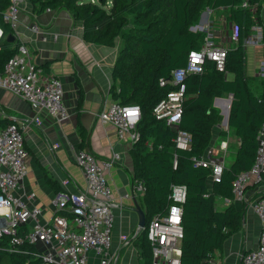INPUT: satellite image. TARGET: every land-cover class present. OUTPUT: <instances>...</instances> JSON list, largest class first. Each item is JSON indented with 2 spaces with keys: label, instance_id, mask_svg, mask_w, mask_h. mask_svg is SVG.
I'll use <instances>...</instances> for the list:
<instances>
[{
  "label": "trees",
  "instance_id": "obj_1",
  "mask_svg": "<svg viewBox=\"0 0 264 264\" xmlns=\"http://www.w3.org/2000/svg\"><path fill=\"white\" fill-rule=\"evenodd\" d=\"M37 11L45 8H66L73 19L81 20L86 41L113 45L120 41L109 89L112 99L122 104H137L140 109L136 125L138 139L131 145L132 183L144 181L141 207L145 226L132 239L142 264H151V246L146 234L149 220L163 213L171 203L172 184H184L186 196L182 204L180 264H204L212 253L223 246L225 239L240 230L242 210L234 205L232 181L250 167L257 147L256 135L264 123V77L254 82L247 74L244 40L253 25L261 29L264 61V22L261 9L264 0H31ZM6 5L0 0V10ZM221 9L225 20L236 28L234 46L227 47L224 70L216 69L212 59L205 58L202 71L189 73L185 86L183 111L179 127L191 135L188 149L176 146L175 132L164 121L156 119L152 108L166 92L177 85H159V78L185 66L188 52L199 49L206 32L192 30L206 9ZM4 35L12 33L0 17ZM15 42V41H14ZM3 39L0 43V73L6 60L14 53L15 44ZM232 77H227V74ZM256 79V78H255ZM79 99L81 90L79 87ZM232 94L228 127L239 138V146L230 165L224 166L220 180L207 186L209 169L194 163L210 143L213 126L220 114L213 99ZM0 120V126H4ZM81 135L83 131L79 128ZM176 166L173 167V157ZM223 196L230 203L216 207L215 198ZM57 213L66 215L62 211ZM21 228L18 234H22ZM11 236H0V264H42L34 245L24 242L12 251Z\"/></svg>",
  "mask_w": 264,
  "mask_h": 264
},
{
  "label": "built area",
  "instance_id": "obj_2",
  "mask_svg": "<svg viewBox=\"0 0 264 264\" xmlns=\"http://www.w3.org/2000/svg\"><path fill=\"white\" fill-rule=\"evenodd\" d=\"M6 5L0 10V17L7 23L16 39L20 5L26 0H5ZM243 0L242 6H248ZM208 26V24L206 25ZM202 28V27H201ZM204 28V27H203ZM31 29L38 31L39 26L32 24ZM196 30V29H195ZM5 38L0 24V43ZM227 47L216 42L212 32L206 31L199 49L188 52L185 66L174 68L168 77L159 78V85L168 83L177 85L161 97L152 113L156 119L174 130L177 147L188 149L191 135L179 127L183 111L184 79L192 72L202 71L204 59L214 60L216 69L224 70ZM39 69L32 63L27 45L15 41V51L6 60L0 73V88L9 90L24 100L37 113H44L56 121L68 116L63 102V88L59 77L41 76ZM140 109L137 104H122L110 99L107 106L98 113L101 122L115 127L118 141L132 145L138 139L136 125ZM257 147L250 167L238 173L232 181V195L235 201L245 199V190L249 183L264 182V123L256 135ZM223 146V143H220ZM28 151L24 145L23 126L9 121L0 127V236H11L10 251L24 242L36 244L42 242L51 247L43 252L37 251L42 264H87L88 255L95 254L100 264H112V229L114 226V208L118 203L111 195V189L105 178L118 154L110 158H97L91 152L78 148L74 155L75 164L81 169L85 185L82 189L58 190L53 197L56 212L48 222H42V208L30 205L26 197L19 195L17 189L26 177ZM196 165L209 169L212 182L220 180L224 163L217 156L213 146L205 148L200 158H194ZM176 156L173 157V167ZM133 189L140 193L145 190L144 181L136 179ZM171 203L161 214L154 215L146 226V234L151 246V264H180L182 204L186 196L184 184H172ZM31 192L27 198L32 199ZM260 223L257 245L246 250L238 264H264V194L257 196L250 204ZM62 211L66 215L57 213ZM25 228L22 234H18ZM204 264H217L211 258Z\"/></svg>",
  "mask_w": 264,
  "mask_h": 264
},
{
  "label": "crops",
  "instance_id": "obj_3",
  "mask_svg": "<svg viewBox=\"0 0 264 264\" xmlns=\"http://www.w3.org/2000/svg\"><path fill=\"white\" fill-rule=\"evenodd\" d=\"M260 15L264 22V3ZM34 23L39 26L38 31L31 29ZM201 27L203 29L204 26ZM15 29L17 37L14 41H23L27 45L39 74L60 78L63 102L68 110L66 118L56 121L47 114L37 113L19 95L0 88V120L4 123L15 121L23 126L24 145L29 153L26 177L17 193L26 197L30 205L41 207L40 220L48 222L56 212L52 201L55 193L61 189H82L85 185L83 173L74 162L76 150L85 149L97 158H110L117 153L118 158L104 173L111 195L118 203L114 208L111 238L112 264H142L138 249L132 242L138 233L135 206H141L143 194L133 189L131 145L118 141L115 127L98 118V113L111 99L109 89L115 83L112 70L120 41L116 39L113 45L88 42L83 37L82 21L73 19L66 8L37 11L31 0L20 5ZM255 44L261 48V62L264 64L261 39ZM244 45L247 74L254 77L256 83L258 76L251 72L252 66L248 69V46ZM227 77L232 75L229 73ZM79 87L82 95L78 101ZM231 100L230 93L213 99V106L224 116L220 114V121L213 126L210 144L215 154L223 159L224 166L231 164L239 146V138L228 127ZM228 156L231 158L227 161ZM212 183L208 175L209 189ZM31 192L34 197L27 198ZM261 194H264V182L259 185L251 182L246 187L243 201L233 199L235 207L242 210L243 222L240 230L230 234L223 246L212 253L211 259L217 264H238L242 254L257 245L260 223L250 204ZM229 203V199L223 196L215 198L219 209H224ZM34 246L39 252L51 249L42 242ZM87 264L100 263L98 257L90 253Z\"/></svg>",
  "mask_w": 264,
  "mask_h": 264
},
{
  "label": "rangeland",
  "instance_id": "obj_4",
  "mask_svg": "<svg viewBox=\"0 0 264 264\" xmlns=\"http://www.w3.org/2000/svg\"><path fill=\"white\" fill-rule=\"evenodd\" d=\"M225 12L221 9L211 10L210 8L205 9V13L200 16L198 23L192 30H203L206 32H212L214 39L216 42L222 44L224 47H228V45H232L236 41V28L235 26L229 21L225 20ZM208 24V26H206ZM201 26H204L202 29ZM258 26V25H257ZM251 27V31L249 33V37L247 36L244 40V44L248 46L247 48V63L248 69H251L252 66V73H257L258 78L264 77V64L261 59V48L259 44L256 45L255 43H260L261 39V29ZM261 62V63H260ZM223 117V112L221 113ZM231 157L228 156L226 160L228 161Z\"/></svg>",
  "mask_w": 264,
  "mask_h": 264
},
{
  "label": "water",
  "instance_id": "obj_5",
  "mask_svg": "<svg viewBox=\"0 0 264 264\" xmlns=\"http://www.w3.org/2000/svg\"><path fill=\"white\" fill-rule=\"evenodd\" d=\"M205 13V10L201 13L200 16H202L203 14ZM196 25L192 26L193 28L195 27ZM191 27V29H193ZM5 41L7 43H12L14 42V35L12 33H8L6 36H5ZM135 210H136V213L138 215V222H137V226H138V229L137 231L141 230L144 228L145 226V222H146V218H145V213L144 211L140 208V206L136 205L135 206Z\"/></svg>",
  "mask_w": 264,
  "mask_h": 264
}]
</instances>
